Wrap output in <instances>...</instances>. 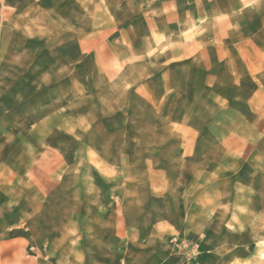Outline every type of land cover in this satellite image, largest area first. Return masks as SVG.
<instances>
[{
  "label": "rangeland",
  "instance_id": "rangeland-1",
  "mask_svg": "<svg viewBox=\"0 0 264 264\" xmlns=\"http://www.w3.org/2000/svg\"><path fill=\"white\" fill-rule=\"evenodd\" d=\"M109 20H75L72 35L47 17L0 28L2 237L50 214L61 230L72 215L75 241L103 263L145 264L150 248L173 264H264V74L212 101L167 98L162 37ZM204 104L212 129L191 130ZM35 185L42 195L23 204Z\"/></svg>",
  "mask_w": 264,
  "mask_h": 264
},
{
  "label": "crops",
  "instance_id": "crops-1",
  "mask_svg": "<svg viewBox=\"0 0 264 264\" xmlns=\"http://www.w3.org/2000/svg\"><path fill=\"white\" fill-rule=\"evenodd\" d=\"M46 17L51 21H66L70 31L65 34L69 35L74 34L71 27L75 20L111 19L130 20V25L124 28L132 35L162 37V85L167 98L212 101L218 99L219 87L227 92L238 87L246 91L264 74V0H0L2 32L11 21ZM148 22L152 26H145ZM120 27L122 29L123 24ZM118 30L114 27L107 33L106 28L99 26L93 33L111 35ZM79 34L90 35V32ZM128 48L132 51L134 47L131 44ZM174 77L178 79V86L170 90L175 84ZM256 89L260 91L258 85ZM203 107L209 108V111L204 110L206 118L195 122L191 130L212 129L215 116L212 105ZM184 147L183 150L179 147L181 158L188 152ZM18 176L20 180H27ZM35 186L21 193L23 204L34 206L33 200L42 195L41 189ZM4 188L3 206L10 199L5 191L12 192V188ZM50 195L53 197L55 193ZM53 205L58 210L59 204ZM52 216L54 214H50L47 221L40 218L38 223H29L17 232L19 237L11 236L8 240L2 237L8 226L0 217V264L25 258L28 246L36 249L30 257L32 264H139L137 255H130L129 260L117 257L103 263L101 255L88 246L89 241L83 242L82 248L79 241H75L72 215L65 223L61 222L65 225L63 230L54 226ZM92 252L93 256L89 254ZM146 252L145 264H173L172 257L165 259V254L157 249L147 248Z\"/></svg>",
  "mask_w": 264,
  "mask_h": 264
}]
</instances>
